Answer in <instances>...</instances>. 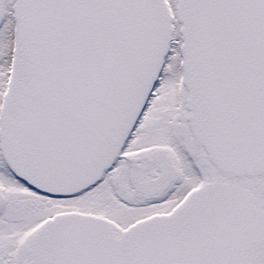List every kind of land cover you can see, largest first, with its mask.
<instances>
[{"label":"snow or ice","instance_id":"1","mask_svg":"<svg viewBox=\"0 0 264 264\" xmlns=\"http://www.w3.org/2000/svg\"><path fill=\"white\" fill-rule=\"evenodd\" d=\"M0 264H264V0H0Z\"/></svg>","mask_w":264,"mask_h":264}]
</instances>
